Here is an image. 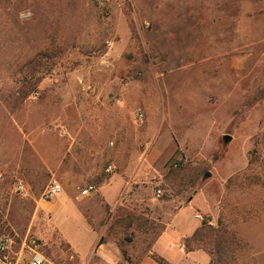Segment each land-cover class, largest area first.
Instances as JSON below:
<instances>
[{"label": "rangeland", "instance_id": "374dc122", "mask_svg": "<svg viewBox=\"0 0 264 264\" xmlns=\"http://www.w3.org/2000/svg\"><path fill=\"white\" fill-rule=\"evenodd\" d=\"M86 80L80 100L75 82ZM103 123L120 134L111 175L81 131ZM38 149L59 163L46 167ZM0 172V238L15 239L0 264L28 263L27 236L50 264H81L44 202L57 205L58 226L83 254L97 235L117 247L114 264H138L171 221L159 251L172 263L264 264V0H0ZM116 173L128 174L126 189L97 227L101 204L71 192L108 184L101 191L112 205ZM54 182L63 190L46 201ZM204 219L225 224L223 246L216 254L202 240L188 258L182 229Z\"/></svg>", "mask_w": 264, "mask_h": 264}, {"label": "crops", "instance_id": "0c3cea01", "mask_svg": "<svg viewBox=\"0 0 264 264\" xmlns=\"http://www.w3.org/2000/svg\"><path fill=\"white\" fill-rule=\"evenodd\" d=\"M96 71V70H94ZM74 77L72 78H75ZM71 78V79H72ZM49 81L50 80H44L45 85L48 84L49 85ZM90 80H86L85 84L82 83H76V86L74 87L76 89V93H78L79 99L82 100V97L85 95L89 96L88 93V88L89 85L92 84L91 82H89ZM73 85V80H68V87ZM41 94V93H40ZM74 95V94H73ZM83 97V98H84ZM91 112H85V113H81L79 114L80 118H83V116L86 119H92L94 117H92V114H90ZM69 119V117H68ZM102 120L105 121L106 117L102 116L101 118ZM111 121V120H110ZM106 123H103L104 126H102L101 128H91V129H81V131L86 132L87 135H91L92 138V143L95 142V144L93 143L91 150L95 151L94 155H96L97 161H101V162H105L107 161L108 164L107 167L109 166H114L116 168V162L118 159V155L121 153L122 148L119 146V144L116 145V141H111V140H117V138L119 139V129L114 126V125H110L111 128L110 130H106L105 127ZM78 133V132H77ZM76 131H74V129L72 128H68V135L72 134V135H77ZM81 134V133H78ZM77 139L73 140L72 143L69 144L68 147V151H75L78 150V146H77ZM112 144V145H111ZM93 154V153H92ZM37 155L40 158V160L43 162V164L46 167H52V166H56L57 163V157L52 153H45L43 152L42 149H38L37 151ZM124 157L126 158V162L128 164V167H131L134 160L133 157L130 154L129 148H128V153L124 154ZM116 170V169H115ZM115 172V171H114ZM113 172V173H114ZM127 173H129L128 171H126ZM125 173V171L123 172ZM123 173H116V175L114 176L113 180L111 181V184H116V186H119L120 188V196L118 197V200L115 201L112 205L110 204L109 200L105 197L106 195H104V193H102L101 189L104 188L106 185L108 184H102L100 185V187H98V191L95 194H92L91 196L87 197V198H83L80 195V192H78L77 190L71 192V195L73 196V198H76L77 201H85V200H89V202H93V201H97L101 204L102 209L104 210L105 213L104 216H102V218H98L96 220H94L95 225L98 227L99 225L101 227L104 228V224L102 223L104 221V218L106 216L107 213H110L111 210L115 209L118 205L119 202V198L122 197L123 192L126 189V186H124L125 184H127V176L128 174H123ZM71 177V176H70ZM86 178H88V175H85V178H76L75 176L72 178V181L74 182H86ZM68 180H69V174H68ZM70 193V192H69ZM184 206H182L179 210L181 211L182 208ZM40 208L46 212L48 215H50V219L53 222V225L55 226V228L58 230L60 236L62 237V239L70 245V248L75 252V254L78 256V258L81 261V264H90V262L92 261V259L94 258V255L97 254L98 258L96 259L97 261H99L100 264H114L116 262V259L118 257L119 254V250L117 247H112L110 248L109 245L106 244H101L100 245V240L101 237L99 235H97L96 239L94 240V242L92 243L90 249L83 254L81 252V250L77 247V245L75 243H73L69 238L68 235L66 233H64V231H62V229L58 226L57 224V215L59 213V208H57L56 204H52L51 202H44L40 204ZM177 213V212H176ZM176 213H174L173 215H169L166 216V218L170 217V221L173 219L174 215H176ZM87 221V219H86ZM172 222V221H171ZM168 223V227L165 229V231H163V233L158 237V239L156 240V242L153 245L152 251H150L149 255L145 256L142 260H140V262L138 264H159L156 262V260L153 258V256H157L158 258L164 260L166 262V264H181V263H172L171 261H169L166 257H164L165 255H163L160 251H159V246L160 244L164 241V239L167 236L168 231L173 227V224ZM88 223V221H87ZM201 221L197 222L195 226L193 227H189V228H184L182 229V237L181 239H186L190 236H192L200 227H201ZM90 224V223H89ZM91 226V225H90ZM106 228V226H105ZM189 255H187L186 257L191 258L193 257V255H195V253H187ZM186 255V253H185ZM195 257V256H194ZM187 258H185L186 260ZM196 259V258H195Z\"/></svg>", "mask_w": 264, "mask_h": 264}, {"label": "built area", "instance_id": "2783aa9c", "mask_svg": "<svg viewBox=\"0 0 264 264\" xmlns=\"http://www.w3.org/2000/svg\"><path fill=\"white\" fill-rule=\"evenodd\" d=\"M14 1H16V0H14ZM29 13L30 12L24 13L25 18L23 20H29L31 18V13H30V15H29ZM34 95H35V97H39L40 93L37 92ZM138 116H139L140 120L144 119V115L142 113L139 114ZM115 169L116 168L111 165V166L106 168L105 173L108 175H111V174H113ZM5 179H6L5 174L0 172V182L5 181ZM15 190L17 193L24 195V196L28 194V189L22 181H19L18 183H16ZM62 190H63L62 186L60 184H58L57 182H54L46 190V192L44 194L45 200L51 201V200L55 199L62 192ZM97 191H98V188L96 186L89 185L80 192V195L83 198H87V197L91 196L92 194L97 193ZM163 195H164V191L162 189H159L157 191V197L160 199L163 197ZM195 218L198 220L202 219V217L200 215H195ZM14 244H15L14 237H12L10 235H4L3 237L0 238V252L1 253L8 252L13 247ZM21 244H22V248H23L21 255H23L24 252L27 250V255H28V263L27 264H50L49 261L46 259V257L43 256L39 252V244H38V240H36V238H34L33 236H31V237L27 236L25 239H23L21 241Z\"/></svg>", "mask_w": 264, "mask_h": 264}, {"label": "trees", "instance_id": "16d2710c", "mask_svg": "<svg viewBox=\"0 0 264 264\" xmlns=\"http://www.w3.org/2000/svg\"><path fill=\"white\" fill-rule=\"evenodd\" d=\"M209 221L207 219H204L201 228L198 229L191 237L186 238L184 241H182V246L186 249L188 253L193 251V249H191L193 245L201 244L202 240L207 241L206 244L209 243L214 244V251L216 252V254L219 253V246H223V245L222 243L216 244V242L219 241L221 236L225 238V236L221 235L220 233L221 230L226 229V226L224 223L220 222L219 228H215L213 225L210 224ZM224 234H226V239H231V241L232 239H234L233 237H231L230 233H228L227 230H225ZM210 240H212L213 242H208ZM101 244L102 242L100 241V245ZM209 251H211V249ZM210 255L212 256V252H210ZM153 257L157 263L166 264L164 260L158 258L157 256L154 255Z\"/></svg>", "mask_w": 264, "mask_h": 264}, {"label": "water", "instance_id": "95a60500", "mask_svg": "<svg viewBox=\"0 0 264 264\" xmlns=\"http://www.w3.org/2000/svg\"><path fill=\"white\" fill-rule=\"evenodd\" d=\"M224 140L226 143H228L229 141H231V137L230 136H225ZM207 177H209V174L206 175Z\"/></svg>", "mask_w": 264, "mask_h": 264}, {"label": "clouds", "instance_id": "9594fccd", "mask_svg": "<svg viewBox=\"0 0 264 264\" xmlns=\"http://www.w3.org/2000/svg\"><path fill=\"white\" fill-rule=\"evenodd\" d=\"M30 15V13H29ZM21 18L24 19L25 18V14L24 13H21Z\"/></svg>", "mask_w": 264, "mask_h": 264}]
</instances>
